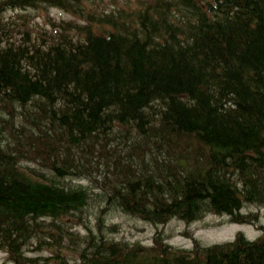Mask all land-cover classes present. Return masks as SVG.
<instances>
[{
	"label": "trees",
	"instance_id": "trees-1",
	"mask_svg": "<svg viewBox=\"0 0 264 264\" xmlns=\"http://www.w3.org/2000/svg\"><path fill=\"white\" fill-rule=\"evenodd\" d=\"M91 1L0 0L6 261L264 264V224L242 210L264 207V0ZM29 6L85 21L1 16ZM115 209L155 226L222 214L261 233L181 248L156 231L148 245L112 235Z\"/></svg>",
	"mask_w": 264,
	"mask_h": 264
},
{
	"label": "rangeland",
	"instance_id": "rangeland-1",
	"mask_svg": "<svg viewBox=\"0 0 264 264\" xmlns=\"http://www.w3.org/2000/svg\"><path fill=\"white\" fill-rule=\"evenodd\" d=\"M140 4V0H94V2H85V7L88 6L95 9L102 7L111 10L119 6L136 8ZM22 15H26V22L30 23L34 30L43 28L50 29V19L56 23L61 20L63 22L69 21L73 25L82 24L85 21L83 17L55 6L44 8L42 6H29L26 8L10 7L6 8L1 14L4 19L14 18L16 20H19V17ZM114 143L115 141L111 142V144ZM81 182L87 184L89 180L83 179ZM242 210L258 211L259 223L264 224V207L250 204ZM92 216L95 217V215ZM104 220L107 224H112L113 222L118 224V231L112 233L116 238H123L131 242L139 241L149 245L152 242V237L155 235V232L161 231L166 242L173 247L181 248H190L193 239L205 245L230 240L238 231L243 232L248 238H255L261 233L255 224L230 222L225 215L214 213H206L202 218L190 223L174 218L163 225L158 224L155 226L139 217L115 209L112 213L108 210L105 213ZM92 221L93 218H90V222ZM185 232H189L190 234H185ZM65 254L68 256L70 252L65 251ZM0 264H11V262L6 261L5 252L3 251H0Z\"/></svg>",
	"mask_w": 264,
	"mask_h": 264
},
{
	"label": "bare ground",
	"instance_id": "bare-ground-1",
	"mask_svg": "<svg viewBox=\"0 0 264 264\" xmlns=\"http://www.w3.org/2000/svg\"><path fill=\"white\" fill-rule=\"evenodd\" d=\"M162 225V224H161Z\"/></svg>",
	"mask_w": 264,
	"mask_h": 264
}]
</instances>
